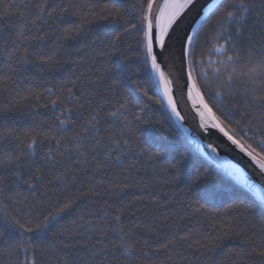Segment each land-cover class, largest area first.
<instances>
[{"label":"trees","instance_id":"obj_1","mask_svg":"<svg viewBox=\"0 0 264 264\" xmlns=\"http://www.w3.org/2000/svg\"><path fill=\"white\" fill-rule=\"evenodd\" d=\"M43 2L44 0H0V12H3L6 5H21V11L26 13L22 17L15 7H12L0 15V76L6 78L5 83H0V133L8 130L13 133L7 139L0 140V157L5 152L17 150V146L24 142V133L37 123L48 122L42 126V131L45 132L51 127V122L58 124L56 116L64 107H71L74 111L60 117L69 120L67 131L62 132V136L70 138L79 132L84 120L93 110H99L100 137L104 144L107 145L108 138L113 135L121 139L126 138L132 145V154L121 157L120 161L113 160L106 168L101 169L99 174L90 171L94 165H89L88 171L83 170L79 164L74 163V156L63 157L52 167L39 150L34 157L22 160L19 169L0 167V185L6 193L5 196H0V200L7 205L6 208L0 205V228L5 232V235L0 237V264H11L13 259L5 251L8 248V233L11 229L5 224L4 212L23 217L41 201L47 202L49 197L53 203L74 199L77 201V208H95L97 213L102 205L123 206L124 224L135 232L137 239L145 238L144 229L147 225H151L155 231L148 233L151 239L146 250L150 251V255L144 257L137 254L131 262L119 252L116 253L117 258L113 259L110 250L112 241L116 239L114 234H110L105 241L109 248L107 259L101 251L93 261L91 252L95 241L85 234L57 238L53 241L56 251L42 249L37 256L39 264H62L60 258L65 254L72 264H246L247 257L241 259V254L249 252L251 247L264 238V208L242 205L241 192L257 203L259 200L246 188L229 177L226 178L220 168L195 149L179 124L168 118L166 108H161L152 101H147L148 107L144 108L142 103L136 102L135 98L147 100L146 97H141L137 83L148 88L149 94H154L155 90L146 83L148 78L145 73L137 68L132 37L121 42L123 55H104L103 53L111 51L108 41L115 32L107 21L93 18L96 13H100L99 7L95 13L90 12L88 23H81L80 18L73 14L74 10L54 18L45 17L44 21L38 22L37 32L32 28L31 21ZM110 3L111 0H48L50 6L62 5L67 8L69 4H75L78 6L77 10H86L91 4L103 7ZM122 3L131 12V5L135 0H122ZM22 24L32 28L28 33L29 38L47 35L44 50L58 53V62L54 67L46 66L40 70L33 63L21 65L15 61L12 62L11 68L5 67L7 61L4 53L13 47V41L16 40V34ZM208 26L205 24L201 30V39ZM63 28L73 30L71 38L61 39L64 35L61 31ZM262 38L264 17L258 18L254 11L249 18L247 29L238 39L241 43L251 42L254 47H258ZM54 42L57 45L55 48ZM215 44L216 41L213 40L211 44L205 45L204 63L196 68L198 74L201 69L207 74L206 77L198 75V84L202 86L205 98L216 108H222L226 114H231L234 123L241 119V113L256 117L255 126L260 129L259 134H264V119H261L264 116V104L259 100L252 101L251 98L246 100L243 84L234 83L231 86L233 93L239 90L240 94H232L217 81L215 70L221 66L216 61L226 57L218 54L208 55L206 49ZM39 46L33 42L30 50ZM231 54L232 52L227 53ZM196 59H201L199 52ZM243 71L246 69L241 66L238 74ZM72 80H77L75 95L79 97V101L70 105H58L53 109L50 100L55 99L59 93L49 96L44 93V89L54 87L55 90L61 82L68 81L70 85ZM30 87L40 92L39 100L28 94ZM216 91L224 93L222 99L215 97ZM122 94L128 95L131 101L132 114L129 119H133L135 115L140 116V120L133 119L135 134L126 133L124 137L119 135L121 125H112L107 120V113L115 110L114 105L121 99ZM259 134L255 138H258ZM186 145L191 147L192 151L186 152ZM142 148H147V153L142 152ZM46 150L47 142L44 143V151ZM182 153L184 162L177 172L170 165L179 159ZM117 154L113 153V156ZM202 162H206L205 166L212 163V168L207 175L201 177L193 192L186 191L187 183ZM166 167L168 171L162 170ZM69 170L77 180L74 184L65 186L56 177L58 173ZM15 171H19V178L13 174ZM37 175L43 179L37 180ZM92 176L95 178L90 179ZM174 176H178L179 180L173 181ZM97 179L104 181L98 188L99 195L89 191V187ZM28 183L36 185L35 195L32 194L33 190L28 188ZM123 184L128 187L122 192L118 187L113 188V193L118 195H110L105 191L110 185ZM85 215L86 218H92L88 217L86 212ZM69 219H78V216L74 214ZM173 237L176 240L175 247H159ZM251 239H254L255 243H244L245 240ZM65 245L71 247L65 248Z\"/></svg>","mask_w":264,"mask_h":264},{"label":"snow or ice","instance_id":"obj_2","mask_svg":"<svg viewBox=\"0 0 264 264\" xmlns=\"http://www.w3.org/2000/svg\"><path fill=\"white\" fill-rule=\"evenodd\" d=\"M196 3L197 0H135V3L131 5L132 11L130 12L122 0H111L110 4L103 7L91 4L87 6L86 10H77L78 6L75 4H69L67 8L62 5L50 6L48 0H44L39 5L31 25L39 32V21H44L45 17L54 18L57 15H63L69 10H74L73 14L80 18L81 23H88L90 12L95 13L99 7L100 13H96L93 18L107 21L113 26L112 30L115 32L108 41L111 51L103 54L108 56L123 55L120 44L124 39L132 37L135 44V59L138 62L137 68L145 73L148 78L146 83L155 90L154 94H149L148 88L141 87L137 83L141 97H146L147 100L135 98L136 102L142 103L144 108H147V101H152L161 108H166V115L170 120L182 122L187 116L182 114L180 110L177 92L180 99L186 96L192 102L194 120L198 118V129L210 139L208 148L211 152L215 153L217 150L214 142L223 138L226 141V147L234 146V149L239 150L238 154L248 158L249 166L252 167L253 172H256L264 181V134H259L260 129L255 126L256 117L248 113H241V119L234 123L231 114H226L222 108H216L205 98L202 86L198 84V75L206 77L207 74L203 69L199 74L196 72L197 66L204 63L205 45H209L215 40L216 44L206 50L209 56L218 54L221 57H226L216 61L221 66L215 70V76L220 86L232 94H240L239 90L233 93L231 86L234 83L243 84L245 86L243 95L246 100L251 98L252 101L259 100L264 104V38L259 42L258 47H254L251 42L241 43L238 39L243 36L249 18L254 11L258 18L264 17V0H259V3L258 0H212V3H208L206 7L202 8L203 15L198 12L196 17L189 18L188 13ZM12 7H15L20 16L26 15L25 12L21 11V5H6L0 15ZM209 13L212 15H208ZM205 24L209 26L201 39L200 33ZM32 28L26 24L19 27L16 40L13 41V47L4 53L7 61L6 68H11L13 61L21 65L33 63L40 70L46 66L54 67L57 64V51L49 53L44 50L43 45L48 39L46 34L28 37ZM76 30H79L78 25ZM61 31L64 34L61 39L64 40L73 35L71 28H63ZM177 31L179 34L174 40L173 33ZM177 40L179 48L176 46ZM33 42L40 46L30 50ZM56 46L54 42L53 47ZM157 49L161 51L158 52ZM198 52L201 57L199 60L196 59ZM228 52H232V54L227 55ZM161 55H165L166 58L160 60ZM209 62L211 63V61ZM241 66L246 71L238 74ZM5 82L6 78L0 76V83ZM76 88L77 80H72L70 85L68 81H63L58 89L54 90V87H48L44 89V93L49 96L56 92L59 93L55 99L50 100L52 108L55 109L58 105L65 103L70 105L74 101L78 102L79 97L75 95ZM28 94L34 95L37 100L41 97L40 92L31 87L28 89ZM223 94L222 91H216L215 97L222 99ZM130 103L129 96L122 94L121 99L116 101L114 105L115 110L107 113V120L112 125H121L120 137H124L126 133L134 135L133 119L140 120L139 115L129 119L132 114ZM72 111H74L73 108L64 107L62 112L56 116L59 123L51 122V127L47 132L42 131L43 124L48 123L46 121H41L30 128L24 133V142L17 146V150L5 152L0 157V167L19 169L22 160L34 157L39 150L46 162L52 167H55L61 158L74 156V163L79 164L83 170L88 171L89 165H94L90 171L93 174H99L100 170L106 168L113 160L120 161L121 157L132 154V145L126 138L121 139L113 135L108 138L107 145L104 144L100 137L101 115L99 110H93L84 120L79 132L74 133L70 138L62 136L61 133L67 131L69 120L60 117ZM261 119H264V116ZM144 123L148 122L144 121ZM213 130L218 135H214ZM183 131L188 132L189 130L184 128ZM250 132L252 135H249ZM12 134L11 130L0 133V140H5ZM258 134V138H255ZM190 138L192 143L199 147V141ZM45 142H47L46 151H44ZM141 151L147 153L148 149L142 148ZM185 151H192V148L186 145ZM113 153L118 154L113 156ZM101 156L103 157L102 160L100 159ZM209 161L216 164L217 168H223L226 178L234 177L244 184L249 191L264 193V189L248 183L241 169L228 164L227 161H217L211 156ZM183 162L184 154L182 153L180 158L175 160L170 167L179 172ZM205 163L202 162L196 168L195 174L187 183L186 191L193 192L201 177L209 173L212 163H208L207 166ZM162 170L168 171L169 169L166 167ZM13 174L17 178L20 176L19 171H15ZM35 178L37 180L43 179L39 175ZM94 178L95 176L90 177V179ZM56 179L66 186L69 183L74 184L77 177L71 175L69 170L58 173ZM176 180H179L178 176L173 177V181ZM103 184V180L97 179L94 184H91L89 191L99 195L98 188ZM116 187L122 192L128 185H110L105 191L110 195H118V193H113V188ZM28 188L33 190L32 194L35 195L36 185L28 183ZM5 195L4 187L0 185V196ZM241 196L240 203L242 205L264 208V195L260 196L258 203L251 200L246 193L241 192ZM6 198L12 199L11 197ZM76 204L77 201L74 199L53 203L52 198L49 197L47 202L41 201L23 217H17L5 211V224L11 229V232L8 233V248L5 251L9 257L13 258L11 264H39L37 256L42 252V249L56 251L53 241L57 238L74 235L84 236L85 234L90 240L95 241L91 252L93 261L101 251L104 258L107 259L109 248L105 241L110 234H114L116 237L112 241L110 250L113 259L117 258V252L126 257L129 262L133 261L137 254L144 257L150 255V251L146 249H148L151 239L148 233L155 231L151 225L145 226V238L139 240L136 238L135 232L129 230L124 224L125 208L123 206L102 205L97 213L95 208L81 209L77 208ZM0 205H3L4 208L7 207L3 200H0ZM85 212L88 217L92 218H86ZM74 214L78 216V219H69ZM4 235L3 228H0V237ZM186 238L181 237V239ZM244 243H255V240H245ZM175 244L176 240L173 237L167 243L160 244L159 247L167 249L169 246L175 247ZM64 247L71 246L65 245ZM245 256L247 257L246 264H264V238L254 247H251L249 252L241 254V259H244ZM60 259L62 264H72L66 254Z\"/></svg>","mask_w":264,"mask_h":264},{"label":"water","instance_id":"obj_3","mask_svg":"<svg viewBox=\"0 0 264 264\" xmlns=\"http://www.w3.org/2000/svg\"><path fill=\"white\" fill-rule=\"evenodd\" d=\"M208 3H212V0H197V3L192 8V10L188 13L189 18L196 17V13L204 14L202 12V8L206 7ZM183 27V22H182ZM178 31L173 33V39L176 40L178 37ZM177 48H179V42L177 40L176 44ZM158 52H160V49H157ZM166 57L165 55L160 56V60H164ZM177 99L179 100V107L182 112V114H186L187 118L182 122H177L181 129L188 128V132H184L188 138V140L192 141V138H195L199 141V147H197L196 144H193V147L200 152H202L204 155H206L208 158L211 156L217 161H227L228 164L234 165L236 168L241 169V171L245 174L248 183L255 184L259 188L264 189V181L261 180V178L256 174V172H253L252 167H250V161L247 157L243 156L242 154H238L239 150L234 149V146L226 147V141H224L223 138L220 139L218 142H214V146L217 147V150L215 153L211 152V150L208 148V143L210 142V139L203 135L200 130L197 127V120L196 118L194 120V109L192 108V102L187 99L185 96L183 99H180L179 93L177 92ZM214 135H218L215 133V130H213ZM216 165V164H215ZM223 173H225V170L223 168H220ZM258 171V170H257ZM239 185L243 186L240 181L236 180L234 177H229ZM247 189V188H246ZM248 190V189H247ZM249 191V190H248ZM258 200L260 199L261 195H264V193L256 192V191H250Z\"/></svg>","mask_w":264,"mask_h":264}]
</instances>
